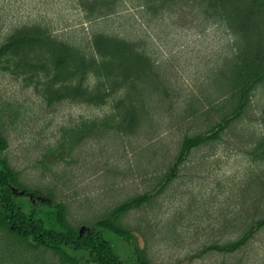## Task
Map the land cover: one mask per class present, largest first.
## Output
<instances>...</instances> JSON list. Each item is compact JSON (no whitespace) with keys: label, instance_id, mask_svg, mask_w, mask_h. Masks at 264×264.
Here are the masks:
<instances>
[{"label":"trees","instance_id":"obj_1","mask_svg":"<svg viewBox=\"0 0 264 264\" xmlns=\"http://www.w3.org/2000/svg\"><path fill=\"white\" fill-rule=\"evenodd\" d=\"M78 1L89 23L118 11L117 0ZM130 2L145 26L148 21L143 12L158 16L188 7L203 21L227 32L231 47L222 59L221 73L224 69L228 73H222L221 92L217 91L216 78L213 83L208 81L207 88L215 94L209 97L204 92L202 100L197 101L192 97L180 118L195 120L201 104H205L203 114L215 115L208 118L203 130L184 134L170 158L152 163L150 169L157 174L147 191L75 225L59 189L26 185L20 172L3 156L8 142L0 115V264H158L148 255L146 242H139V238H146L148 220L132 225L129 214L171 189L197 149L215 144L226 135L243 148L251 166L243 170L239 181L233 178L237 183V209L220 219L218 229L222 235L230 234L235 227L240 233L232 239L204 244L200 251L235 254L264 231V130L253 124L248 114L253 91L264 83V0ZM83 42L75 43L34 23L14 27L0 43V70L23 76L47 104L71 100L96 107L109 105L102 115L67 128L62 140L47 154L54 155L66 145L72 150L88 136H129L146 132V125L152 126L149 135L159 130L151 122L154 114L163 110L153 113V101L169 92L170 83L148 48L140 45L143 41L90 30ZM220 64L209 73L217 75ZM147 154L148 148L142 157ZM243 215L248 218L241 221ZM107 233L121 238L127 248L125 254L116 251Z\"/></svg>","mask_w":264,"mask_h":264},{"label":"rangeland","instance_id":"obj_2","mask_svg":"<svg viewBox=\"0 0 264 264\" xmlns=\"http://www.w3.org/2000/svg\"><path fill=\"white\" fill-rule=\"evenodd\" d=\"M129 3L130 0H117V12L89 23L78 0H0V43L14 27L24 24L45 25L75 43L85 41L90 30H104L143 41L140 45L148 48L169 79V92L166 90L167 94L162 93L153 101V113L163 110L155 113L151 122L159 128L154 135L148 133L152 126L146 125V132L129 136H88L74 149L69 150L66 145L51 155L47 153L62 140L67 128L82 119L102 115L109 105L96 107L71 100L49 105L23 76L0 70V115L8 142L2 154L20 172L26 185L59 189L74 225L147 191L157 174L150 169L152 163L170 158L184 134L203 130L215 115L203 114L205 104H201L195 120L180 118L181 111L192 97L197 101L202 100L204 92L209 97L215 94L207 88L208 81L213 83L216 78L217 91L221 92L222 73H228L225 69L221 73L222 59L231 47L222 27L203 21L198 12L188 7L158 16L143 12L148 21L145 26ZM218 64L217 75L209 73ZM250 109L253 124L263 131L264 83L253 91ZM147 148L149 154L142 157ZM249 163L243 148L226 135L215 144L197 149L171 189L129 214L132 225L148 220L146 238H139V242H146L147 253L154 262L264 264V231L235 254L200 251L204 244L232 239L240 233L235 221V229L222 235L218 222L236 211L237 183L232 180L237 177L239 181L243 170L251 166ZM146 168L149 170L144 171ZM247 218L243 215L241 221ZM106 236L117 252H127L121 238L109 233Z\"/></svg>","mask_w":264,"mask_h":264}]
</instances>
